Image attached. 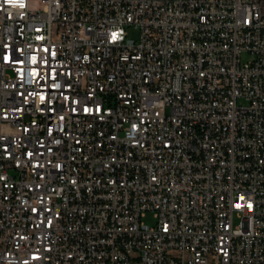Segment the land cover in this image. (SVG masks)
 Instances as JSON below:
<instances>
[{
    "label": "built area",
    "instance_id": "built-area-1",
    "mask_svg": "<svg viewBox=\"0 0 264 264\" xmlns=\"http://www.w3.org/2000/svg\"><path fill=\"white\" fill-rule=\"evenodd\" d=\"M0 264H264V0H0Z\"/></svg>",
    "mask_w": 264,
    "mask_h": 264
},
{
    "label": "rangeland",
    "instance_id": "rangeland-1",
    "mask_svg": "<svg viewBox=\"0 0 264 264\" xmlns=\"http://www.w3.org/2000/svg\"><path fill=\"white\" fill-rule=\"evenodd\" d=\"M127 33H128V36L129 38H132V39H135V40H139L140 39V36H141V31L137 28H135L134 26H131V27H127ZM250 56L247 55V54H244L242 56V60L244 62H247L248 60H250ZM240 104H244V102L240 101L239 102ZM143 221L151 226L155 225L157 223V220L154 216V213L152 212H148L146 214V216L143 218Z\"/></svg>",
    "mask_w": 264,
    "mask_h": 264
},
{
    "label": "snow or ice",
    "instance_id": "snow-or-ice-1",
    "mask_svg": "<svg viewBox=\"0 0 264 264\" xmlns=\"http://www.w3.org/2000/svg\"><path fill=\"white\" fill-rule=\"evenodd\" d=\"M118 32H112V34H111V40L112 41H116L117 39H118ZM33 60L35 61V57H33ZM18 63H23V61H17ZM36 71V69H33V72H35ZM44 97L43 96H41V99H43ZM84 110L85 111H87L88 109H87V107L85 106V108H84Z\"/></svg>",
    "mask_w": 264,
    "mask_h": 264
},
{
    "label": "bare ground",
    "instance_id": "bare-ground-1",
    "mask_svg": "<svg viewBox=\"0 0 264 264\" xmlns=\"http://www.w3.org/2000/svg\"><path fill=\"white\" fill-rule=\"evenodd\" d=\"M144 81H151V74H144Z\"/></svg>",
    "mask_w": 264,
    "mask_h": 264
}]
</instances>
